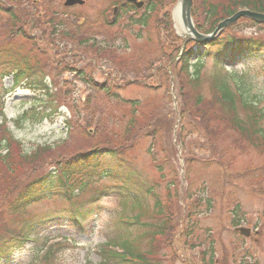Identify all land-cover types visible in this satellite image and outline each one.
Returning <instances> with one entry per match:
<instances>
[{"label":"rangeland","instance_id":"obj_1","mask_svg":"<svg viewBox=\"0 0 264 264\" xmlns=\"http://www.w3.org/2000/svg\"><path fill=\"white\" fill-rule=\"evenodd\" d=\"M26 1L35 5L41 17L47 14L44 11L47 6L55 9L58 1L62 2ZM86 2L84 8L66 12L65 19L69 20L72 34L67 39L54 42L59 49L65 48V52L53 51V63L46 62L50 58L37 55L40 60L36 63L42 67L47 90L39 88L32 92L22 87L11 88L12 79L4 78L6 67L0 64V115L4 113L7 125L4 128L12 134L10 145L13 152L11 160H1V156L6 155L2 151L6 135L0 128V236L11 235L19 239L15 234L19 228L30 227L33 230L27 236L28 241L9 243V252L17 264H97L99 257L95 252L100 244L109 236H119L114 231H121L119 223L106 222L108 215L116 219L136 213L128 208L129 203L125 206L118 196H110L118 193L122 181L101 178L96 174L87 180L85 188L75 194V201H62L56 197L55 191H51L48 197L34 202L18 214L8 210L10 201L20 189L41 175L51 174L56 161L62 162L98 145H110L113 159L118 162L112 165L113 170L131 168L144 180L157 185L160 199L165 206H172L176 215L183 207V204L176 206L180 199L171 197V201L167 202L164 195L165 187L171 193L175 186L179 190L186 188L182 177L185 167L180 159L184 160L192 148L187 144L183 151L176 143L179 124L177 89L184 81L180 73L175 74L180 68L176 62L178 59L169 63L177 50L173 46L174 39L169 38V32L165 30L166 19L158 11L151 15L149 24L141 28L133 25V21L129 23L131 15L127 14L120 18L116 26L107 28L100 24V20L107 16L108 11L112 12L111 7L117 0ZM8 3V7L13 5V2ZM58 11L64 14L63 10ZM141 12L135 14V18H140ZM83 15L92 20H83ZM81 24L85 26L80 28ZM172 32L183 38L174 24ZM30 33L40 35L33 30ZM227 33L264 40V27L243 19L238 20ZM18 42L9 46L20 50L19 45L23 44V53L29 52L31 45L33 49L36 46L21 40ZM74 44L73 49L71 46ZM7 48L1 54L3 59H7L4 56ZM23 53L15 54L13 59H20ZM210 65L211 60L208 59L201 68L202 85L198 89L206 99L211 95V82L219 75L225 77L223 71ZM237 69L249 78L242 81V87L250 92V99L263 97L264 60L257 61L246 70L241 66ZM176 76H179L178 80ZM100 84L105 85L106 91L95 93L96 85ZM135 101L140 106L135 111L134 122L130 115L135 109ZM126 121H133L135 125L128 134V143L121 140ZM157 131L159 137L149 135ZM239 138L234 132H223L214 141L223 167L201 169L192 166L187 176L193 181L194 190L203 179H209L214 174L225 175L233 181L232 185L236 187L235 184L239 183L240 186L235 191L225 190L224 194L218 193L220 186L213 187L211 193L216 199L214 209L198 216L199 228L194 235V247L178 236L176 228L175 232L169 233L168 239L157 241L153 263L208 264L207 259L212 258L214 264H264V152ZM39 149L43 150L44 157L19 161L18 156H30ZM159 166L163 168L165 182L158 172ZM100 167L103 169L107 165L100 164ZM180 193L178 198L184 196L183 191ZM149 200L143 202L145 210L153 206V200ZM175 200H178L176 204ZM235 204L241 206L242 212L236 227L234 225L239 218L237 214L233 216ZM78 215L85 217L86 227H74L71 219L64 218H77ZM95 215L97 219H93ZM41 221L48 223L41 228ZM104 225L106 228L103 229ZM238 227L250 229L248 239L236 232ZM128 233L134 236L138 232L131 229ZM60 237L65 239L56 243L55 240ZM49 248L56 252L48 258L47 254L45 258H40ZM209 248L213 253L205 256Z\"/></svg>","mask_w":264,"mask_h":264},{"label":"trees","instance_id":"obj_2","mask_svg":"<svg viewBox=\"0 0 264 264\" xmlns=\"http://www.w3.org/2000/svg\"><path fill=\"white\" fill-rule=\"evenodd\" d=\"M145 1L146 12L144 14L147 15H143L141 20L136 21V24L147 26L152 18L151 15L157 14L159 11L163 13L162 17L166 19L164 27L169 32V38L174 39V48L178 49L179 42L185 46L178 62L180 64L179 71L175 74L180 73V78L184 81L178 87L180 102L178 110L180 114L177 134H179L178 143L183 147V151L186 144H189V147L192 146L190 154L187 156V167L190 169L195 164L205 167H223L218 159L219 148H215L217 144L214 141L226 131L236 133L241 141L255 149H262L264 152V130L261 128L264 124V109H258L254 104L252 106L247 93L244 89H240L243 81L242 76H234L232 71H226L227 68L240 63H251L260 59L264 55V41L230 35L227 32L233 26L222 31L217 35V38L211 41L195 42L189 39L182 41L173 34L169 17L170 9L176 0ZM192 5L190 14L194 26L202 35L212 33L216 29L217 23L234 15L240 9L264 13V0H194ZM7 13L9 14L8 17L2 22V31L5 35H0V57H2L3 49L8 47L5 56L12 63H6L5 74L13 77L14 86L24 82V87L34 89L42 85V81L36 79V76L43 77L42 67L36 63L40 60L37 55L50 58L46 62H55L51 58L54 56L53 49L58 52L54 42L62 38L67 39L72 33L59 29L58 24L53 22L50 27L55 33L49 35L44 41L46 46L42 45L38 49L37 45H34V49L32 47L31 51L23 53L21 46H19L20 50L15 46H9L13 45L11 42L12 33L16 32L23 34V37L27 36L24 34L20 23V14L14 10H8ZM3 45L4 47H2ZM18 53H23V56L20 59H13ZM55 58L57 57L55 56ZM208 58L212 61L211 66L223 71L225 77L222 78L219 75L211 82V95L209 99H206L198 89L202 85L200 68ZM193 60L196 61L190 66ZM189 68L192 69L191 73ZM178 79L179 76H176V80ZM96 88L95 93L101 94L106 91L104 84L96 85ZM260 99L263 100L264 98ZM133 103L135 109L129 115L135 122V111L140 104L138 101ZM133 121H126L125 133L121 138V140H125V143L129 142L128 134L135 128ZM0 128L6 135L2 141V149L6 151V155L1 156V160H11L13 158L12 145H10L11 137L4 125L0 124ZM149 135L153 138H156L157 135L159 137V131ZM109 147L108 144L98 145L92 150L74 154L62 162L56 161L51 174L41 175L20 189L15 198L10 201L8 210L10 213L18 214L32 203L48 197L51 191H55L56 197L63 201H75L77 199L75 194L85 188L87 180L94 177L95 174L101 178L120 180L122 181L120 189L113 197L117 198L118 196L125 206L129 203L128 208L136 211L137 214L135 213L129 218L124 215L119 220L121 231H114L119 236L110 237L98 251L99 264H155L153 263V256L157 253V241L162 240V238L168 239L176 228L178 236L194 247L195 240L193 238L198 227L193 217L197 214H203L204 210L207 212L213 209L214 197L210 192L213 187L220 186L218 193L222 194L225 190L230 192L237 187V185L236 187L232 185V181L225 178V175L214 174L213 177L201 181L199 184L201 189L196 187L194 190L192 189L194 183L188 177L186 189L179 190L180 188L175 186L173 193L168 188L165 189L164 195L167 202H170L171 197H174L181 201L177 203L178 200H175L177 207L183 204L182 209L178 210L176 215L172 206L170 207L168 204L165 206V203L160 199L161 194L158 195L157 190L153 189L150 184L148 185L146 179L144 180L139 174L134 173L131 168H121L117 171L112 169V165H116L118 162L113 159ZM197 155L199 159H197ZM37 157H44L43 150L39 149L27 157L18 156V159L28 162ZM100 164L107 165V167L101 169ZM162 169L159 166L158 172L161 174ZM181 191H183L184 196L178 198ZM149 199L153 200V206L150 210H145L143 202L144 200L150 201ZM239 209V206H234L233 213L238 214ZM179 215L180 217H178ZM110 217L109 215L108 218ZM176 221L179 222L175 223ZM73 222L78 224L77 220ZM131 229H135L138 233L134 236L132 233L130 235L128 232ZM24 232L27 234H23ZM28 232V229L20 228L18 235L20 240L22 238L21 241L28 239ZM15 234L18 237L17 233ZM12 239L18 240L11 235L8 237L0 236V264H16L8 251V242ZM202 242L204 241L202 240ZM212 253V248H209L204 255ZM207 261L208 264H214L212 258H208Z\"/></svg>","mask_w":264,"mask_h":264},{"label":"water","instance_id":"obj_3","mask_svg":"<svg viewBox=\"0 0 264 264\" xmlns=\"http://www.w3.org/2000/svg\"><path fill=\"white\" fill-rule=\"evenodd\" d=\"M129 3H133L136 7L141 8L142 3L138 4L137 0H127ZM193 0H181V18L183 21V24L185 26H187L190 34L192 35V37H194L195 39L199 40V41H207L209 39H211L212 37H214L215 34H217L218 31L228 27L229 24H232L234 22H236L239 18H247V19H251L257 23H264V14L261 13H254V12H250V11H238V13H236L234 16L227 18V20L221 22L220 24H218L216 31L212 34L209 35L207 37L202 36L201 34H199L193 24H192V20H191V16H190V9H191V3ZM77 2L81 3L80 0H67L66 1V5H76ZM242 233H245L246 236H248V231H241Z\"/></svg>","mask_w":264,"mask_h":264},{"label":"bare ground","instance_id":"obj_4","mask_svg":"<svg viewBox=\"0 0 264 264\" xmlns=\"http://www.w3.org/2000/svg\"><path fill=\"white\" fill-rule=\"evenodd\" d=\"M181 5H178L172 13L173 16V23L175 27L178 28V31L182 34H185L187 32V28L183 25L182 19H181Z\"/></svg>","mask_w":264,"mask_h":264},{"label":"flooded vegetation","instance_id":"obj_5","mask_svg":"<svg viewBox=\"0 0 264 264\" xmlns=\"http://www.w3.org/2000/svg\"><path fill=\"white\" fill-rule=\"evenodd\" d=\"M23 3L26 4V5H28V1H26V0H24ZM23 3H22V4H23ZM112 15H113V14H112ZM110 19L115 20L113 17H110Z\"/></svg>","mask_w":264,"mask_h":264}]
</instances>
